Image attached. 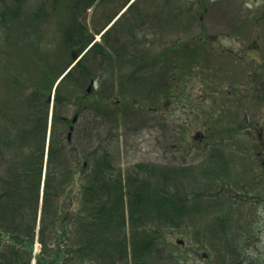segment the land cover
Listing matches in <instances>:
<instances>
[{
	"label": "rangeland",
	"instance_id": "obj_1",
	"mask_svg": "<svg viewBox=\"0 0 264 264\" xmlns=\"http://www.w3.org/2000/svg\"><path fill=\"white\" fill-rule=\"evenodd\" d=\"M128 1L105 29L100 43L82 58V63L96 74L93 95L82 97L83 91L77 89L83 87L82 79L87 81L88 73L82 74L76 89L72 81H66L62 90L70 97L76 93L74 99L80 104L101 101L107 105L102 108L106 118H99V113L90 109L88 137L89 133L95 137L102 152L113 158L108 174L126 173L140 182L145 173L139 164L155 163L166 175L153 177L149 186L162 183L182 203L198 204L184 216L181 228L162 230V226L154 224L163 235L165 254L160 261L144 262L223 264L232 249L239 259L248 258L245 264H264V0H0V67L4 66L1 74L7 68L33 84H41L43 72L51 71L54 81L51 67L56 63L62 66L69 56L65 49L61 54L60 39L74 38L79 31L78 36L88 35V41ZM161 1L170 4H163L157 13L155 7ZM26 39L30 43L22 48ZM77 46L70 50L71 54ZM172 46L177 48L173 51ZM35 47L42 53L41 58ZM181 48L187 53L182 55ZM162 54L172 65L183 62L185 66L179 70L181 95L170 103L160 96L161 90L152 93L158 87H152L153 77L158 84L165 81ZM153 56L159 57L157 62L153 60L155 65L140 69L142 61ZM96 57L103 68H94L92 59ZM140 57L144 59L139 60ZM23 61L25 64H18ZM220 66L228 77L220 91L214 92L205 82H210L209 74L215 75ZM114 72L119 79H113ZM5 80L7 77L0 76L2 83ZM114 80L123 85L117 87ZM228 87L232 94L226 95ZM154 103L160 107L158 112L143 110ZM67 105L65 100L57 107ZM70 112L71 117L74 113ZM202 112L213 115V132L194 134L205 132L200 128L202 122L194 125L197 113ZM242 118L246 119L243 125ZM225 124L230 129L236 127L229 130ZM251 125L259 127L254 129ZM7 127V123L0 125L1 135L7 134ZM22 129L20 124L16 132ZM74 144L82 160L92 152L91 139L84 132L75 133ZM20 145L10 150L19 159L24 156ZM2 160L5 159L0 153V192L8 176ZM186 167L193 172L188 174ZM216 169L222 174H216L219 180L212 183L210 172ZM218 198H226L228 203L216 207ZM123 211L126 222L112 225L118 226L122 235L130 236L128 208ZM217 217L225 220L227 232ZM208 221L219 226L217 236L203 233L209 227ZM134 235L141 242L140 232L135 231ZM179 240L185 243L180 244ZM133 254V244H113L105 250L100 264H137Z\"/></svg>",
	"mask_w": 264,
	"mask_h": 264
},
{
	"label": "trees",
	"instance_id": "obj_2",
	"mask_svg": "<svg viewBox=\"0 0 264 264\" xmlns=\"http://www.w3.org/2000/svg\"><path fill=\"white\" fill-rule=\"evenodd\" d=\"M51 70L55 78L61 73L56 72L55 66ZM50 74L51 71L43 72V87L35 89L23 101L21 114L8 118L7 134L1 135L0 129V144H3L0 153L8 173L0 192V229L6 227L0 231V264H33V261L35 264H100L105 250L113 244H133L137 264L160 260L163 244L155 225L162 226V230L181 228L184 216L195 208L166 191L162 183L149 186L156 173L161 178L166 175L164 169L154 164L141 167L145 173L142 182L128 174L126 183L121 173L104 172L106 167L112 168V161L103 162L93 152L87 157L85 167L78 158L77 148L67 140L60 123L65 117L57 106L45 164L49 96L43 102L41 115L34 112L33 106L38 102L37 92H43L44 97L48 90L50 95V86L45 83L51 79ZM58 95L56 103L61 101L62 92ZM103 106L100 103L95 109ZM20 124L23 129L17 133ZM95 142L92 137L91 144ZM19 145L24 148L21 159L10 151ZM94 149L100 153L98 144ZM53 202L55 210H52ZM125 208L133 227L130 236L122 235L119 227L112 225L116 221L126 222ZM134 230L140 232L141 242L135 239ZM215 230L208 228L203 233L214 234ZM36 242L38 252H35ZM247 261V257L239 259L230 249L223 264Z\"/></svg>",
	"mask_w": 264,
	"mask_h": 264
}]
</instances>
